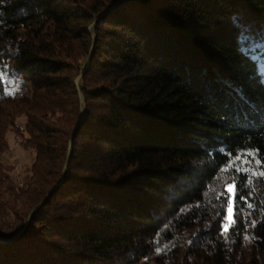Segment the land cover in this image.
I'll use <instances>...</instances> for the list:
<instances>
[{
	"label": "trees",
	"instance_id": "obj_1",
	"mask_svg": "<svg viewBox=\"0 0 264 264\" xmlns=\"http://www.w3.org/2000/svg\"><path fill=\"white\" fill-rule=\"evenodd\" d=\"M261 23L264 0H0L27 78L0 79V264H264Z\"/></svg>",
	"mask_w": 264,
	"mask_h": 264
},
{
	"label": "rangeland",
	"instance_id": "obj_2",
	"mask_svg": "<svg viewBox=\"0 0 264 264\" xmlns=\"http://www.w3.org/2000/svg\"><path fill=\"white\" fill-rule=\"evenodd\" d=\"M261 30H264V24L261 23ZM21 28H0V69L4 66L6 70H0V79H3L6 74H12L18 77L17 81H26V74L18 73L16 74L6 63L12 62L11 51L14 50L13 42L18 38V31ZM260 30V31H261ZM34 34L41 38V44L48 43L59 36V31L56 26L47 20L43 28L35 30ZM16 74V75H14ZM19 85V82L16 84ZM9 149L1 155L2 162L11 167V175L16 181H21L25 175V169L34 162V153L24 150L20 141L22 140L21 134L10 132L8 135ZM241 161H244L243 165L246 163L250 166L256 165V162L252 160L249 154H242L240 157Z\"/></svg>",
	"mask_w": 264,
	"mask_h": 264
},
{
	"label": "snow or ice",
	"instance_id": "obj_3",
	"mask_svg": "<svg viewBox=\"0 0 264 264\" xmlns=\"http://www.w3.org/2000/svg\"><path fill=\"white\" fill-rule=\"evenodd\" d=\"M235 159H241L240 157H236ZM244 161H241V167L237 168V171H240L242 169ZM259 164L260 161H257ZM252 175H255V173H252ZM261 175H264V173H261ZM238 189L236 187L235 182L227 183L224 190L217 195V199H221L222 197H225V203L222 205L225 212L222 215V223H221V234L227 235L229 232L230 226L235 223V216L237 215L235 205L237 203L236 196H237ZM241 199H243L241 197ZM248 207L251 208L252 205L248 204ZM254 223V222H253ZM157 252L160 251L159 248L156 249Z\"/></svg>",
	"mask_w": 264,
	"mask_h": 264
},
{
	"label": "water",
	"instance_id": "obj_4",
	"mask_svg": "<svg viewBox=\"0 0 264 264\" xmlns=\"http://www.w3.org/2000/svg\"><path fill=\"white\" fill-rule=\"evenodd\" d=\"M81 75H82V74H80V75L77 77V79H76V84H78ZM70 144H71V142H70ZM33 211H34V210H32V212H33Z\"/></svg>",
	"mask_w": 264,
	"mask_h": 264
}]
</instances>
